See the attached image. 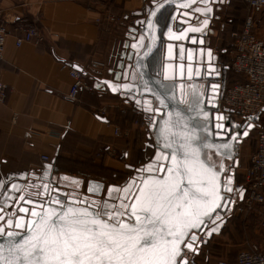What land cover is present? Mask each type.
I'll return each instance as SVG.
<instances>
[{
  "label": "crops",
  "instance_id": "obj_1",
  "mask_svg": "<svg viewBox=\"0 0 264 264\" xmlns=\"http://www.w3.org/2000/svg\"><path fill=\"white\" fill-rule=\"evenodd\" d=\"M157 1L0 0L1 24L8 31L1 64V80L8 92L6 101L0 103V175L18 184L49 172L63 176V183L74 188L78 185L71 181L88 179L74 171L56 170L55 160L59 156L73 161L89 160L118 175L128 173L129 178L157 157L152 135H146L143 127L134 125L135 118L150 125V117L127 97L113 94L106 84L107 81L121 83L116 79L123 76L129 82L137 80L130 46L140 33L132 34L130 30L142 28L148 11ZM229 4L230 0H212L209 24L200 34L203 47L209 48L212 55L210 60L205 52L200 55L211 67L206 75L219 84L220 95L224 88L221 75L232 60V52L226 45L229 40L223 39L226 34L223 16ZM195 18L199 22L207 19ZM21 23L38 29L42 38L39 44L16 46L19 37L16 28ZM259 35L264 37V28L259 30ZM195 56L197 59L198 54ZM92 62L103 63L104 67L92 69ZM63 63L87 73L86 82L103 91V97L81 92L75 101L69 100L72 79L67 71L61 70ZM114 101L127 112L123 114L111 108L106 117L98 115L101 108ZM113 125L126 135L114 137ZM108 149L117 151L115 159L97 157L99 150ZM42 156L48 157L49 162L42 161ZM126 181L103 182L109 203L118 201L109 199L110 195L121 196V191L109 193V189L122 190ZM222 233L212 234L211 240Z\"/></svg>",
  "mask_w": 264,
  "mask_h": 264
},
{
  "label": "snow or ice",
  "instance_id": "obj_2",
  "mask_svg": "<svg viewBox=\"0 0 264 264\" xmlns=\"http://www.w3.org/2000/svg\"><path fill=\"white\" fill-rule=\"evenodd\" d=\"M170 2L171 0H163L159 8ZM195 2L196 0H184L180 6L188 8ZM208 2L209 0H200L205 5ZM195 11L206 16L212 9L196 8ZM152 15L155 16L156 13L153 12ZM184 15L192 18L190 13ZM207 23L208 20L204 19L200 24L190 25L186 31L199 32L201 25L207 26ZM149 27H153L151 22ZM180 31L183 33L185 30ZM173 38H187L195 42V37H186L184 34ZM140 46L143 47L142 44ZM172 47L169 45V60H183V47H180L175 57L172 55ZM150 51V48H146L145 55ZM178 66L182 78L185 66ZM167 67L172 68L173 65L169 64ZM164 78L172 77L165 75ZM188 78L191 79L190 68ZM123 87L131 91L129 85ZM171 91L169 89L165 99L159 101L161 105H165ZM193 99L194 104L189 106L198 108L200 105L195 93ZM146 110L154 111L150 107H146ZM204 115L207 119L208 114ZM217 127L224 130L223 124ZM162 131L164 142L156 157L157 161L162 162L158 166L150 163L142 171H157L163 175L156 179H144L135 192L131 191L130 186L123 190L109 189V193L123 191V196H109V199H116L119 203L75 198L68 203L56 196L38 203L23 195L3 197L5 200L15 199L34 204L35 207H18L16 213L6 217L2 215L4 209L14 205L0 203V264H188L184 249L197 251V231L202 226L207 227L209 220L215 223L220 218L212 213L231 203L223 193L233 191L230 187L231 177L226 182L219 181L220 174L226 170L223 164L218 166L202 149L214 148L216 154L222 155L219 150L230 149L231 145L200 143L201 138L195 132L176 133L168 128ZM215 135L219 136L220 133ZM243 135H247V132ZM169 136L173 139H169ZM177 136L179 140L175 139ZM71 183L78 185L79 182L73 180ZM11 187L20 191L16 185ZM32 187L40 189L36 195L49 191L48 184ZM99 189L100 186L95 185L89 188V192L96 193ZM52 204L57 207H52ZM73 204L86 206L73 207ZM36 208L42 210L37 211ZM20 212L28 214L30 218L25 222L24 217L18 215ZM215 231L216 228L211 229L208 235Z\"/></svg>",
  "mask_w": 264,
  "mask_h": 264
},
{
  "label": "water",
  "instance_id": "obj_3",
  "mask_svg": "<svg viewBox=\"0 0 264 264\" xmlns=\"http://www.w3.org/2000/svg\"><path fill=\"white\" fill-rule=\"evenodd\" d=\"M184 0H171L170 3L165 4L163 8H159V5L163 3V0H158L148 11L147 16L144 20L141 32L146 39L145 46L143 50L137 55L134 60V68L137 75V80L133 82H121L113 83L107 81L106 84L112 89L113 94L121 95L122 97H127L133 103L139 105L147 116L150 117L151 123L149 128L152 132V139L155 143L156 154H160L161 145L164 142V133L163 129L168 128L172 132L182 133V132H195L197 136L201 138L199 141L203 144H214L219 145L223 143H229L231 145L230 149H220L219 151L222 155L216 154V149H202L206 156L215 161L216 158L220 159V162L217 163L218 166L220 163L223 164L225 168V161L230 160L233 156V146L235 139H225L230 133V127H228V121H226L227 127H224V130H221L218 125L212 124L211 118V109L207 103L208 96L210 94L212 80L211 77H208L210 69L207 65V62L202 59L201 61L196 59V56L193 58L191 51H195L194 54H199V48L203 44L191 43L189 39L185 38L183 40H177L173 38L175 35L184 34L186 37H191L192 35H197L198 32H187L186 22H190L189 16L184 15V13H190L191 16H201L207 18L209 24L211 12L207 15H201L200 12L195 11L196 8L205 9L210 8V3L212 0H209L207 5L200 3V0H196L195 3H191V6L188 8L181 7L180 5ZM170 8L171 13L167 20L165 27L160 30L159 25L157 24V18L159 14L165 9ZM155 12L156 15L153 16L152 13ZM194 17V18H195ZM175 18V19H173ZM194 21V20H193ZM152 23L153 27H149V23ZM172 25V27L170 26ZM206 26H202L200 34L203 32ZM169 29L172 31L169 32ZM180 30H185L181 33ZM162 45L163 48V63L160 70L154 74L151 73L148 67V60L154 54V52ZM169 45L173 46L172 55L173 57L179 52L180 47H183L184 52L183 60L166 58V52L169 49ZM150 48L151 51L145 55V49ZM189 56L191 59H189ZM204 60V61H203ZM173 65L172 68H168L167 65ZM179 64H183L185 67L182 70L183 77L181 78V69ZM189 68L191 69V79H189ZM165 75L172 77L171 79H165ZM124 85H129L131 91L125 90ZM181 85L183 87H181ZM113 89H116L115 91ZM171 89V96L165 100V105H161L159 101L165 99V94L168 93V90ZM193 93L196 94V97L199 100V107H190L189 105L194 104ZM139 101V102H138ZM146 107L154 109V111H147ZM204 113H207V119L205 118ZM102 121L105 122L104 119ZM173 125H176L173 127ZM206 126V127H205ZM203 129V130H202ZM252 125L246 126V131L252 130ZM216 133H220L219 136H216ZM235 136L236 135H232ZM231 136V137H232ZM247 135H242V139H245ZM169 139L173 137L169 136ZM175 139L179 140V136ZM159 141V143H158ZM166 151V150H164ZM162 162V161H160ZM157 163V166L159 163ZM144 167L145 169L147 168ZM165 166H167L165 164ZM139 170L135 178V182L132 184V192L137 191V187L142 185L144 179H156L163 175V173L153 171L147 172ZM224 171L220 174L219 181L221 183L225 182V177L223 176ZM65 178L63 176L51 175L49 172H45L42 175L31 179L28 182H20L18 184L9 185L6 190L3 192L0 203H7L8 205H14V207H8L4 209L2 215L8 217L12 213L17 212L18 207H24L32 209L35 207L34 204H26L23 201H17L15 199L5 200L3 197L11 195L12 197L25 196L33 201L38 203H43L47 201L50 196H56L62 202L71 203L73 198L80 200H96L103 201L105 196L107 200L108 195L104 193L105 184L97 180H87L86 182L79 181L78 186L70 188L63 183ZM233 182V177H231ZM43 184L49 185V191L42 195H36L40 189L37 187H32V185L41 186ZM232 184V183H231ZM12 185L19 187L20 191H15L12 189ZM95 185H99L100 189L96 193L89 192V188ZM231 187V185H230ZM124 189V188H123ZM122 189V190H123ZM121 191V195H122ZM33 193V195H29ZM231 192H224L223 195L230 200ZM231 201V200H230ZM113 203V202H111ZM119 203V201H117ZM52 207H57L55 204L51 205ZM73 207H85L84 204H73ZM231 203L225 208H218L215 212L212 213L213 216L218 215L221 211L230 209ZM37 211L42 209L36 208ZM19 216H23L25 222L30 218L26 213L20 212ZM212 223L210 220L207 223L208 225ZM207 227H201L198 234L205 232ZM8 229H6L7 231ZM14 231H20V229H12ZM195 231V230H194ZM212 235V233H211ZM208 235V238L211 237ZM200 245H197L199 248ZM183 248V245H181ZM187 249H184V251ZM189 251V250H188ZM192 252V251H189Z\"/></svg>",
  "mask_w": 264,
  "mask_h": 264
},
{
  "label": "built area",
  "instance_id": "obj_4",
  "mask_svg": "<svg viewBox=\"0 0 264 264\" xmlns=\"http://www.w3.org/2000/svg\"><path fill=\"white\" fill-rule=\"evenodd\" d=\"M247 15L240 30L233 31L230 34V41L227 48L232 52L230 64L231 70L242 76L245 80L243 84H235L221 90L219 97V109L223 106L230 113L236 115L240 123L244 126L253 125V119L261 112H264V42L255 36L253 29L257 21L255 16L264 9V0H245ZM2 23V13L0 11V103L3 104L7 99V86L1 80V64L3 61L4 49L8 31ZM19 37L16 38L17 47L23 43L39 44L42 40L36 27L29 24H19L16 28ZM217 52V50H214ZM92 69L104 67L103 63L92 62ZM61 70L68 72L72 79L67 97L75 101L81 92L95 94L98 98L103 97V91L96 90L92 85L86 82L87 73L72 68L67 64H61ZM107 105L99 110L98 115L106 117L109 109L117 108L123 114L127 109L120 108L117 102ZM108 111V112H107ZM135 126H141L146 135L151 136L152 132L148 122L135 118ZM126 134L120 127L113 125V136L121 137ZM117 151L115 149L99 150L97 157L106 156L115 159ZM41 160L49 162V158L42 156ZM134 176L130 175L132 179ZM233 189L230 194L231 207L227 210L221 220L227 219L235 214L248 213L253 211L256 206L264 203V128L259 129L255 139V150L250 157L249 165L240 179L233 180L231 184ZM218 222L210 223L205 232L198 234L196 252L185 250L188 264H193L194 256L200 248L206 244L209 231L217 226ZM264 224V220H263ZM216 264H264V253L256 245H250L247 249L241 250L234 262L219 259Z\"/></svg>",
  "mask_w": 264,
  "mask_h": 264
},
{
  "label": "rangeland",
  "instance_id": "obj_5",
  "mask_svg": "<svg viewBox=\"0 0 264 264\" xmlns=\"http://www.w3.org/2000/svg\"><path fill=\"white\" fill-rule=\"evenodd\" d=\"M224 15V28L226 34H224L225 36L223 37V39H225L224 42H226L227 40L230 41V34L233 31L240 30L243 25L244 19L247 15L245 0H231V3L227 7V12ZM191 17L192 20H190L189 23L185 22L187 24L185 26L186 29H188L190 25L200 24V22L198 21L199 18H195L194 20L195 16ZM255 21H257V23L255 24V27L253 29V33L257 38L264 41V37L259 35V30L264 28V11L255 16ZM170 26L172 27L171 24ZM191 37H195L194 44L197 43V40L199 44H203V38L200 35V31L197 35H192ZM229 41L227 42V44L229 43ZM194 52L195 51L193 50L191 51V54H193V58L195 57ZM203 52L206 53V59L210 60L212 57V55H209L210 49L204 48L202 45V47L199 48V54L202 55ZM197 57L199 61L202 60L201 56ZM209 69H211V67H209ZM228 80L231 82L234 81V78L230 72H228ZM212 86L207 100L209 107L212 108V124H223L225 127L226 121H228L229 126L237 127L239 124H241L239 118L233 113L226 112L225 110L219 109L218 107L220 95L219 84L212 83ZM219 117H223L224 119L221 120L219 119ZM253 124L254 126L252 125V131L243 140L237 152L238 162L234 172L235 179H240L247 169L250 157L255 150L256 134L258 130L263 127L261 125V127L259 126L258 128V124H255V122H253ZM262 217H264L263 208L260 206H256L253 211H250L248 213L235 214L234 216L227 218L229 219V221L227 225L223 226L225 228L223 229L222 235L212 240L211 238L208 239V241H211L206 248L211 252V255L207 260H199V264H215V262L217 263L219 259H225L234 262L237 253L240 250L246 249L250 245L258 246L259 249L264 253V224L262 223Z\"/></svg>",
  "mask_w": 264,
  "mask_h": 264
},
{
  "label": "trees",
  "instance_id": "obj_6",
  "mask_svg": "<svg viewBox=\"0 0 264 264\" xmlns=\"http://www.w3.org/2000/svg\"><path fill=\"white\" fill-rule=\"evenodd\" d=\"M230 3H231V0H230ZM170 13H171V9L165 8L159 14V16L157 18V24L159 25L160 30H162L165 27L167 20L170 16ZM141 29H142L141 27L140 28L137 27V29L132 28L130 30L132 32V34H134L136 32L140 33L139 37H136L133 39V42L130 46L131 49L133 50V55H132V57L134 58L133 60H135L137 55L143 50L145 43H146V39L143 36ZM141 44L143 45V47L140 46ZM128 55L130 56L131 53ZM133 63H134V61L132 62V66L134 68ZM162 63H163V48L161 45L154 52V54L149 58L147 64H148V67H149V70L151 71V73L154 74L160 70ZM134 71H135V68H134ZM228 72H230L231 75L233 76V78H234L233 82L228 80ZM135 74H136V72H135ZM128 79L129 78L127 76H123V77H120L119 79H116V81L129 82ZM220 80H222V84L224 86L223 90H225L226 88L233 86L235 84H243L245 82L244 78L242 76L235 74L231 70L230 66L228 69H225V71H223V74L221 75ZM220 109L225 110L226 112H229L223 106ZM263 117H264V112H261L253 119V122H255V124H258L257 125L258 128H259V126L261 127V125L263 126V127H261V129L264 128ZM154 145H155V143H154ZM54 167L56 170L74 171L78 175H80V176H82L88 180H90V179L91 180H97V181L101 180L102 182L109 181L110 184H116L117 182H122V181H125L127 179L123 188H125L126 186H130L131 189H132L133 182H135L136 175L138 174V173L134 174L133 175L134 177L131 179V178H129L128 173H125L124 175L123 174L118 175V174L113 173L109 170H105L104 168H100L98 166L93 165L91 163V161H89V160H82V161H75L74 160L73 161L71 159H67V158L60 157V156L55 160ZM22 182H25V180H23ZM10 184H12V183H10V181H8L3 175H0V194L3 191V189L6 188V186H9ZM123 195H124V193L122 192L121 196H123ZM260 207H262L264 210V203L262 205H260ZM226 212H227V210L221 211L220 213H218L220 218L215 221V222H218L217 226L215 227L217 229V231L212 232V234H216L217 232L218 233L223 232V229L225 228L223 226L227 225L228 221H229V219L221 220ZM263 220H264V217H262V223H263ZM210 238L207 237V240ZM207 246H208L207 244H204L200 248L198 253L194 256L193 264H199V260L202 261V260H207L209 258V256L211 255V252L207 250V248H206ZM215 264H216V262H215Z\"/></svg>",
  "mask_w": 264,
  "mask_h": 264
},
{
  "label": "flooded vegetation",
  "instance_id": "obj_7",
  "mask_svg": "<svg viewBox=\"0 0 264 264\" xmlns=\"http://www.w3.org/2000/svg\"><path fill=\"white\" fill-rule=\"evenodd\" d=\"M226 127H227V125L225 126V128ZM228 127H230V133H229V135L227 137L230 139V137L232 135H236V138H235L234 146H233V156H232V158L230 160L225 161V169L226 170L224 171V174H223V176L225 177V182H226V179L228 177H233V179H234V172H235V168H236L237 162H238L237 152L239 150V146L241 145V143L244 140V139H242V135L246 131V126H244L242 124H239L237 127H235V126H232L231 127L228 124ZM251 131L252 130L248 131L247 136L249 135V133ZM158 162H160V161H157L156 158H154L153 161H151L150 163L151 164H154V165H157ZM215 162L219 163L220 162V159L219 158H216L215 159ZM150 163H148V165Z\"/></svg>",
  "mask_w": 264,
  "mask_h": 264
}]
</instances>
